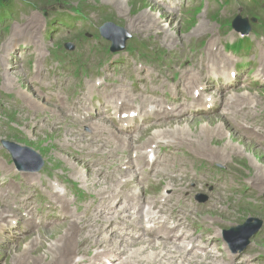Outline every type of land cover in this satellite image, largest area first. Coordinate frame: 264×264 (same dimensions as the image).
<instances>
[{"label": "bare ground", "instance_id": "bare-ground-1", "mask_svg": "<svg viewBox=\"0 0 264 264\" xmlns=\"http://www.w3.org/2000/svg\"><path fill=\"white\" fill-rule=\"evenodd\" d=\"M116 1L120 4L125 2L124 0ZM151 2L169 16L158 18L159 11H156V15L148 11L141 17L137 16L138 18H135L130 27L134 29L135 23H149L156 19V27L150 24H143V27L146 28L149 25L155 35L160 37L159 43H156V40L150 41L145 34L135 36L140 38L139 40L152 42L154 46L162 44L171 46L178 38L175 24L180 22L178 19L172 25L173 17L175 15L179 18L177 11L184 9L186 3L184 0H151ZM180 16L187 17L182 16V11ZM222 16L223 14L214 15L209 12L197 13L195 32L205 35L214 33L216 30L220 31L221 26L216 20ZM33 23L34 26L30 27V21H28L31 32L37 29V24ZM117 27L122 33H127L124 26L118 24ZM15 31L18 30L14 29L13 32ZM182 33L184 32L178 34ZM29 38L31 39L30 36ZM220 40L211 38L198 52L205 59L200 55L191 56L188 62L181 64L185 68L183 76L198 86L195 92L171 87L167 91L153 89L157 80L152 77L146 87L129 96L127 90L121 86L117 90L109 91V84L115 87L116 79L106 71L102 84L89 86L87 90L78 89L76 93V87L71 84H60L56 80L50 81L48 86H44L46 78L41 79L40 82L30 81L31 84L42 87L43 90L40 92L45 94L42 100L40 95L31 97L21 90L19 93L10 90V87L15 85L14 81L19 83L20 89L27 90L26 87H22V82L28 79L26 75L31 73L26 72L24 75L14 72L17 66L7 67L9 58L3 51L4 48L8 51L9 47L0 46V74L3 79L0 90L7 89L6 97L12 100L17 98L24 103V107L18 109L15 115V122L20 123L29 116H33L32 121H35L37 131L56 130L59 136H63L68 131L65 140L71 141L59 143L58 146L62 153L75 161H84L88 173L93 177L90 181L94 180V185L100 191V196L96 197L95 189L89 188L91 184L89 182L86 184L85 191L88 203L78 204L44 178L39 180L33 178L29 181V177L22 175L13 178L10 184L7 183L6 189L0 187V191L5 192L4 195H0V264H30V258L36 256H40V260L32 264L53 262L55 264H112L115 258L118 262L114 264H261L255 263V257L250 254H231L227 250L215 249L217 239L213 223H208L203 215H200L202 222L198 223L197 216L201 208L195 207L190 201L192 194L189 188L190 183L204 186L208 183V179H215L219 188H214L209 210L218 207L221 210L224 209L226 200L230 196L228 191L235 190L234 187L226 185L225 176L228 175L226 170L212 173L208 169L216 163L228 164L232 156L241 153L240 148L245 151L248 149L241 141L236 142L243 147L234 143H223L221 141L222 135H225L223 124L230 129V132L239 133L242 140L245 139L257 145L260 150L264 148V131H262L264 130V99L259 102L257 93L243 91L246 87V78L237 89L229 90L224 94L212 89L214 85L208 82V77H212L216 83L219 80H225V84L233 79V75L228 73L233 60L219 50ZM256 44L264 49V40L259 39ZM172 48L176 49L173 46ZM259 66L257 75L264 80V57L260 59ZM137 69L142 68L137 67ZM20 75L22 78L19 77ZM144 78L145 76H140L141 80ZM222 84L224 85L223 82ZM103 86L106 94L98 95L96 91ZM88 91H91L89 98ZM169 92L177 94V97L171 101L174 103L172 107L164 104L163 96L168 95ZM258 92L264 94L262 91L258 90ZM150 95H155L156 98L153 99ZM180 96L191 99V105L204 106H211L218 100L226 99L227 105L239 107V109H226L222 112L219 110L218 115H207L210 117L208 120L203 117L206 115L184 119L186 124L192 120V124L200 126V130L193 132V135L185 133L184 126L179 123L178 126L181 128L176 131L162 130L161 132L158 129L151 133L150 129L154 124L151 121L152 118L165 120L173 116L178 118L194 113L189 111L190 106L184 104ZM95 97L105 102V105L101 106L104 112L97 108L95 111L91 110V106L96 107L93 105ZM44 98L47 100L46 103L43 102ZM1 103H8V99L2 98ZM132 104H138L134 111L126 109ZM151 105L154 106L149 108ZM217 108L214 106V109ZM16 109L17 106L12 102L7 107H2L1 111L12 112ZM257 116L260 117L261 127L258 128L256 125L246 127L243 122L245 118L251 119ZM94 117L98 121H88ZM137 119L146 124L138 132H132ZM42 120L47 122L52 120L51 128L47 123H42ZM215 121L218 125H215ZM165 124H167L165 129L171 126L170 122ZM245 130L252 132L245 134ZM206 131L213 136L211 142L214 145L209 143V138L200 137ZM228 140L235 141L231 135ZM136 143L143 144L144 148L150 146L153 155L149 157L147 149L133 152L131 147ZM191 160L197 162L196 167H193ZM27 162L34 164V160H27ZM27 162L23 161V164L28 165ZM162 163L166 165L164 171L162 174L157 173L155 169ZM173 164L177 165L178 172L174 184L185 192L181 215L170 208L168 198L160 196L161 187L168 178L169 168ZM0 169H6L2 162H0ZM147 169H151L150 176L145 175L144 170ZM26 170L23 169V173ZM63 172L64 174L60 176L61 180H64L67 175V172ZM139 175L144 178L142 182L134 180ZM195 175H198L196 179L193 178ZM244 179L247 178L243 177V181ZM248 180L258 190L264 186V177H250ZM180 183L185 186H181ZM36 197H39L38 203L35 202ZM43 203L47 205V212L43 210ZM117 203L122 205L117 207ZM114 209H119L122 214ZM6 218L8 219L3 222ZM236 222L233 219L228 220L230 224ZM192 226L196 228L190 231ZM47 230H56L60 234L52 239V243L45 246L43 236L39 237V235H46ZM23 239L26 244L25 249L19 252L14 251ZM50 241L45 242L47 244ZM40 243L41 247H46L48 250L43 254L30 255L32 253L30 248L35 247L38 251L40 246H37ZM157 247L163 248L159 253L161 259L151 258L154 256L152 251L146 254L137 253ZM5 254L7 258L1 260Z\"/></svg>", "mask_w": 264, "mask_h": 264}, {"label": "rangeland", "instance_id": "rangeland-1", "mask_svg": "<svg viewBox=\"0 0 264 264\" xmlns=\"http://www.w3.org/2000/svg\"><path fill=\"white\" fill-rule=\"evenodd\" d=\"M26 1H28L31 5H33V7L35 8L33 11H36L37 14L34 13L32 14L34 16L31 15V17L28 18L27 16H24V14L18 13V14H15L14 16H11L12 17L11 20H8L5 23L3 22L2 24H0V27L2 25H8L7 30H3L2 28H0V42L11 40L10 42L5 43V45L9 47L8 51H6L5 48L3 51V53L5 52L4 55H6L7 58H9V63L7 64V67L17 66L14 72L24 74V75L26 74V72H32V64L34 61L49 59L53 56L51 54L53 45H58L59 47L60 46L62 47L65 41H72L75 44L77 43L76 41H74L73 37L76 36V33L78 32V28H75L71 32H67L66 28H62V30H59L58 28V31L52 37L45 36L46 18L43 16V13L46 16L51 17V25H53L55 23L54 22L55 17H60L62 14H64L65 10H69V12L73 14L84 12L90 15V18L87 23L90 25L91 28L87 26L89 28L88 31L90 29L96 30L97 28H99L101 24H103L106 21H112L113 23L124 26L127 29V32H128L127 36L131 37V39L128 37L125 40H123V44L125 47L127 46L128 43H130V41H135L136 39H140L135 36V35H140V34H145V36L148 37L150 40L151 38H153L154 40H156V43L160 42V37L155 35V32L152 31V28L149 25L146 26V28L143 27V24H150L152 27L153 26L156 27L157 26L156 19L155 21L149 22V23L148 22L140 23V24L135 23L134 29H131L132 27H130V24H132V22L136 20L135 18H138L137 16L141 17L143 13L148 12V11L154 12L155 15L159 11L158 12L159 15L157 16L158 18L169 16L165 12H163L161 9H159L156 5H154L151 2V0H124L125 1L124 4H120L116 0H108V1L107 0H26ZM231 3H233V0L231 1ZM205 4H206V1H205ZM208 4L209 6H211L213 3L209 1ZM9 9L10 8H7V10H5V12L2 14H6ZM185 9L186 7L182 10L177 11L179 18H177V16L175 15L173 17V22H172L173 24L171 23L172 25H174L178 19L180 20V22L175 24L176 25L175 30L177 32L178 38L173 42V44H171V46H168L166 44L154 46L152 42H150L149 44L153 45L154 48H158V49H163V48L170 49V47L172 46L178 48L177 46L181 44L182 40L185 37L184 34H186L185 33L186 30L190 27L188 21H192L190 18H187V17L181 18L180 11H182V16H186ZM221 9L222 7L219 8V10ZM245 11H246V8H245ZM28 21H30V25H31L30 27L34 26L33 22H35L36 24L39 23L37 34H36L37 35L36 40L33 39L30 30H24V25ZM67 21L70 22L69 19ZM77 27H79V25ZM14 29L18 30L16 32V35L18 36L17 39H13L12 37ZM153 30H155V28ZM180 32H184V33L178 34ZM187 33H191V35H198V36L202 35V33L195 32L194 27L191 31H187ZM225 33H226L225 31H219V32H216V36L217 37L223 36ZM28 35L31 37V39L29 38ZM198 36L192 39L185 37V48H187L188 50H191L193 47L197 48L198 47L197 45ZM229 38H232V36ZM94 40L98 43L99 48L97 50V55H96V60L94 62V65H92L93 70H88L87 73L81 72L82 74H77V73L75 74L73 72L74 65L67 64V67L65 69H61L59 71H55L51 67H45L44 65H42L43 73L46 74L47 77L42 76L39 78V80L42 81L41 79L46 78L45 84L46 83L48 84L50 83V81H53V80H56L60 84H71L72 86L76 87L75 93L77 92L78 89L87 90L85 81L89 79L101 81L102 80L101 74L103 70H105V68L107 67H110L111 70L110 71L107 70V71L111 73L112 77L114 78L119 77L122 71V63L119 61L118 58L123 57V56L127 57L130 62L133 61V62H138L139 64H146L148 69L154 73L155 77H158L157 75L161 73L160 65L148 63L145 59L141 57L132 56V55L127 54V52L125 51L126 50L125 47L124 49L120 50L119 53L106 54L105 49L108 47L110 41H107L103 37H101V39H94ZM242 42L245 43L246 46H248L246 49H243L242 51L244 50L250 51L252 49L251 40L249 38L246 37L242 39ZM17 44H20V45L18 46ZM224 44L225 43H223V45ZM40 45H42L45 48L44 50H42V54L40 53V50H38L40 49ZM219 48L221 49V46H219ZM258 48L262 49L261 46H259ZM57 51H60V50H57ZM229 51H231L234 54L238 53V51L234 49L232 50L229 49ZM74 53L76 54V52ZM199 55L205 59V57L198 52L191 56H199ZM254 55L256 56V51L254 52ZM176 57L183 60V50L182 49L181 51H178V49H175L174 54L171 56V58L174 59ZM195 59L197 61V57ZM233 59L235 60V58ZM249 59H254V58H249ZM245 61L246 60H242L241 69L236 74V77L239 74L242 76H246L249 74V72H251V74L256 73L257 66L255 65L253 68L251 65L243 66V63H245ZM99 64H100V67H99ZM126 68L127 66L125 65L124 69ZM10 70H13V69H10ZM134 72L135 71H132L131 69H127L125 72H123V75L128 76L130 80L133 81V78H135ZM19 77L22 78V75H20ZM2 81L3 79L0 74V84L1 85H2ZM30 81H33V80H30L28 78V79H24L22 82L23 84L22 87L24 88L26 87L27 90H24L22 88L20 89L19 83H17L16 81H14L13 84L15 85L11 86L10 90H13L16 93H19L21 90L22 92L27 93L31 97H34V95H40L41 100H42V97L45 95V94H41L40 92L43 90L42 87H40L38 84L37 85L31 84ZM163 82L167 84L168 86L170 85L173 88H175V85L172 83L171 79H168L167 82H165V80L163 79ZM232 82L233 81H231V83ZM156 88L157 87L153 86V89H156ZM189 88L193 90L192 86H190ZM229 89H231V87H228L226 90H229ZM258 90L264 92V86L258 87L254 90H251L250 92L257 93L258 94L257 100L261 102L262 99H264V94H260ZM44 91H47V89H44ZM6 92H8L7 89L0 90V141L3 140V142H6L8 144H15L20 149V152L23 154H26V152L23 151V149L26 147H29L32 150V152L35 151V153L33 152V156H37L39 159L31 155L29 156L34 158V160H36L37 163H38V160L41 163L42 161H44L43 167L39 171L36 172L35 179L36 180H39L40 178L48 179V182L51 185H53V187H56V189H58L62 194L67 195L70 199L74 200L76 203L82 204V203L87 202L86 195L81 192L78 199H76L73 196L72 192L68 189V186L63 182V180L58 181L55 177L52 178V174L61 176V174H64L63 173V169H64L66 170L65 172H67L66 176H68L73 181L78 183V185L76 186L77 188L80 187L83 190L82 185L79 182V180H83V185L85 188H86V184L91 182L89 188L95 189V192L97 194L96 197L100 196V191L94 185V180L90 181L91 180L90 178L93 179V177L88 173L86 165L81 163L80 161H75L70 156L62 153L60 146H58L59 143H62V142L68 143L71 141L69 138H68L69 140H65V137H67L68 135L66 134L68 133V131H66L63 136H59L56 130H51V129L44 130L42 132L37 131L36 124L34 123L35 121H32L33 116H29L28 118H26L25 119L26 121L22 120L20 123H16L15 115L18 113V109H20L21 107H24V103L17 98L14 100L8 99V97H6L5 95ZM2 98H7L8 103L2 104L1 103ZM12 102H14L15 105L17 106L16 110L12 112L1 111L2 107H7V105ZM43 102L46 103L47 100L44 98ZM26 104L29 105L28 101H26ZM98 104H100L99 101H95V105H98ZM101 111L104 112L102 109ZM212 114L218 115L217 112H212V113H201V114L194 115V116H184L181 118L168 119L165 122H162V123L156 124V126H153L150 129V132L153 133L155 130H158V129L161 132L162 130H166V131L175 130L176 131L181 128L180 126H178L180 124L184 126L183 129H185V133H187L188 135H193V132L196 133L198 130H200V126L192 124V120L191 121L189 120L190 121L189 124H186V121L184 119H187V118L192 119V117L198 118L202 115H206L203 117L205 118V120H208V118L210 117H207V115H212ZM216 119L218 120L217 116H216ZM213 120L214 119H212V121ZM96 121H98L97 118L95 119V122ZM157 121H160V119L156 118L153 120V122H157ZM167 122H170L171 126L165 129V127H167V124L165 123ZM243 122H245L246 127L251 126V125L253 126L256 125L258 128L261 127L260 117L258 116L251 118V119L245 118V121ZM10 123L14 125L15 127H17L23 134H19L18 132L13 131L9 127ZM42 123H47L49 128H51L52 126V120L48 122L46 120H42ZM140 123L141 122H139L138 124ZM215 123H216L215 125H218L217 121H215ZM223 127H225L224 128L225 135H222V140H221L223 143L224 142L234 143V144H237L239 147H243L236 142V141L238 142L241 141V143H243L245 147H248L246 151L240 148L241 153L232 156L228 164L226 162H224L223 164L216 163L219 165H224V166L226 165L227 169L229 166L231 168V173L235 181H236V178H239L240 180L237 182L243 188H246L248 190L247 192L240 191L237 193L238 197L241 199L240 203L238 204L239 211L241 212L240 214L241 217H239V219L238 217H232L230 213L227 214L223 209L221 210L220 207L215 208L214 210L208 209L209 202L214 195V188L210 186L208 183L204 186H200L199 184H196V183H190L189 188L192 191V194L190 196V201L195 205V207L201 208L197 216L198 223L202 222L200 221V215L205 216L207 218L206 220L208 221V223L210 224L213 223V229L215 231V234H216L215 236L218 241L217 243H218L219 248L221 249L226 248V250H230L228 242L224 236V232H223L224 230L226 233L231 234L230 236L232 238V243L234 245H239L240 243H242L243 237H241V234L237 233V231H242V230H237L234 232L226 231V230H229V228L235 227V225L237 226L238 224H241L245 220H248V219H251V222H254L253 219H258V218L261 219L262 226L260 230L255 234V236L251 238L250 243H249V245L250 244L251 245L249 248L253 249L251 254L256 256V258H264V248L256 244L259 241L260 245L264 247V186L261 188V190H258L256 187L252 186V183H250V181L248 180L250 177H256V178L264 177V150L263 149L260 150L257 145H254L253 143L245 139L242 140L241 139L242 137L240 135H238L237 133L230 132V129L227 128L225 124H223ZM250 132L252 131L245 130V134L250 133ZM206 134H208L209 136H207ZM230 135L235 141L230 142L228 140V138H230ZM202 136L204 138H209V143L211 145H214L211 142V137L213 136L209 134L208 131L203 133V135H201L200 137ZM131 150L133 152H136V151H139L140 148L138 145L134 144L131 147ZM8 155L9 153L2 146L0 142V162L5 161L6 166L9 167L11 171L12 170L14 171L15 170L14 165L11 163L10 155L9 156ZM45 165H51L50 169L49 168L44 169ZM165 166L166 165L163 163L159 164L155 170L158 171L157 173L162 174ZM144 172L146 176L151 175V169H147L146 171L144 170ZM2 175L6 177H10V173H7L6 171L0 172V187L2 189H6L5 180L1 178ZM46 175L50 178H48ZM177 175H178L177 165L173 164L169 168L168 178L166 179L165 183L161 187L160 196L161 198H165V197L168 198L170 200V206H171L170 208H172L176 214L181 215L183 214V202L185 199V192L183 189L175 186L174 184ZM33 176H29V179H32ZM197 177L198 175H195L193 178L196 179ZM243 177L247 179H244L243 181ZM134 180L138 182H142L144 178L139 175ZM180 185L185 186V184H182V183H180ZM3 192L4 191H0V194ZM200 193H204L207 195V199L205 201H200L199 199ZM144 194H145V191H144ZM251 194H256L260 197L259 205L248 201V198L251 197ZM35 199H36L35 202L38 203L39 197H36ZM42 205H43V210L47 212L48 211L47 205L45 203H43ZM119 205H122V204L117 203V207ZM114 210L117 213L122 214V212H120L119 209H114ZM231 219L237 222L234 224L228 223V220H231ZM212 220H215V222H212ZM195 228L196 227L192 226L190 231L195 230ZM56 230H52V231L47 230L48 232L46 235L44 234L39 235V237L43 236V240H44L43 243L45 244V246H48L50 243H52L53 242L52 239L54 237H57L60 234V232ZM48 235H51V236L49 237ZM24 239L21 242H19L20 244H17L14 251L19 252L25 249L26 244L24 243ZM48 240H51V241L46 244L45 241H48ZM25 241H28V240H25ZM21 243H23L24 245ZM40 245L41 243L37 247H39ZM42 246L44 245L42 244ZM162 249L163 248L161 247H157V248H150L147 250L138 251V252L136 251V252L139 254H146L152 251L154 252V256L151 258L161 259L162 257L159 256V253L161 252ZM30 250H32V253H30V255H32L35 253L43 254V252H46L48 249L46 247L40 246L38 248V251L36 250L35 247H31ZM39 257L40 256L30 258L31 259L30 264H32L35 261L40 260ZM6 258H7V255L5 254L2 256L1 260H5ZM44 258L48 259V257H44ZM113 261L114 262L112 264L118 262L116 258ZM49 264H55V262L49 263Z\"/></svg>", "mask_w": 264, "mask_h": 264}, {"label": "water", "instance_id": "water-1", "mask_svg": "<svg viewBox=\"0 0 264 264\" xmlns=\"http://www.w3.org/2000/svg\"><path fill=\"white\" fill-rule=\"evenodd\" d=\"M8 146L12 152L13 158L15 162L17 163L18 168L31 170V169H38L40 167L41 163H38L37 165H35L32 162L29 163L25 160L26 158H30L29 155L33 156V152L30 148H24L23 151L26 152V154H23L20 152V149L17 146H15V144L8 145ZM33 157H36L38 159L37 156H33ZM23 161L27 162L28 165L23 164ZM257 229H258V225L252 224L251 222H248L245 225L240 226L236 229H232L231 230L232 232L237 231V230H242V231H237V233H240L241 237H243L242 243H240L239 245H234L232 243V238L230 236L231 235L230 233H225V239L228 242L232 243L233 251H238L246 246L248 239L255 233Z\"/></svg>", "mask_w": 264, "mask_h": 264}, {"label": "trees", "instance_id": "trees-1", "mask_svg": "<svg viewBox=\"0 0 264 264\" xmlns=\"http://www.w3.org/2000/svg\"><path fill=\"white\" fill-rule=\"evenodd\" d=\"M4 5H9L11 0H1Z\"/></svg>", "mask_w": 264, "mask_h": 264}]
</instances>
